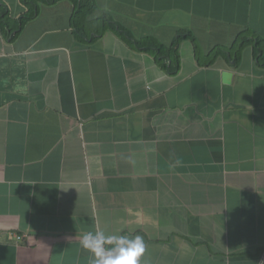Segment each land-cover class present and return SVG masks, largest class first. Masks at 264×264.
I'll use <instances>...</instances> for the list:
<instances>
[{
	"label": "crops",
	"instance_id": "0c3cea01",
	"mask_svg": "<svg viewBox=\"0 0 264 264\" xmlns=\"http://www.w3.org/2000/svg\"><path fill=\"white\" fill-rule=\"evenodd\" d=\"M0 5V264H264V0Z\"/></svg>",
	"mask_w": 264,
	"mask_h": 264
},
{
	"label": "clouds",
	"instance_id": "9594fccd",
	"mask_svg": "<svg viewBox=\"0 0 264 264\" xmlns=\"http://www.w3.org/2000/svg\"><path fill=\"white\" fill-rule=\"evenodd\" d=\"M80 246L90 254L89 264H141L146 247L141 236L130 238L104 231L83 234Z\"/></svg>",
	"mask_w": 264,
	"mask_h": 264
},
{
	"label": "trees",
	"instance_id": "16d2710c",
	"mask_svg": "<svg viewBox=\"0 0 264 264\" xmlns=\"http://www.w3.org/2000/svg\"><path fill=\"white\" fill-rule=\"evenodd\" d=\"M57 0H20V2L22 3V5L25 8V11L23 12L22 18L20 19V21L23 23L27 22L28 20H30L31 18H33L36 15L37 12V6H38V2H49V3H53ZM84 7L82 5V3L77 7L76 9V13H75V17H74V25L76 27V29L82 33L83 35H86L85 31V23L81 21V18L84 14ZM9 14L5 12V9L0 5V22L3 23H8L9 22ZM103 27L98 28L97 26H95L93 29H96L97 33L99 34L100 32H102V30L106 29L109 25L107 24H103ZM87 36V35H86ZM241 39H244V36L241 37ZM255 46L256 48L261 52L260 56H259V61H263L264 62V46L263 43L261 41H259V39L255 42Z\"/></svg>",
	"mask_w": 264,
	"mask_h": 264
}]
</instances>
